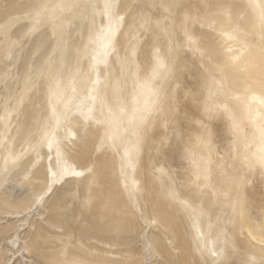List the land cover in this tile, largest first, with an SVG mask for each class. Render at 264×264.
<instances>
[{
	"label": "snow or ice",
	"instance_id": "obj_1",
	"mask_svg": "<svg viewBox=\"0 0 264 264\" xmlns=\"http://www.w3.org/2000/svg\"><path fill=\"white\" fill-rule=\"evenodd\" d=\"M0 19L4 172L47 147L51 192L64 176L84 175L68 161L91 145L118 157L124 175L137 168L158 128L165 133L160 148L170 145L171 130L188 167L187 179L179 170L169 177L167 198L195 220L197 251L210 254L211 264H264V219L250 223L246 248L233 238L237 218L252 219L251 178L258 174L264 183V0H0ZM196 24L216 39L197 35ZM17 27L27 31L17 35ZM36 35L42 39L29 55L24 41ZM145 48L150 56L142 63ZM189 52L198 64L188 60ZM192 108L200 118L195 137L185 141L181 129ZM17 143L26 147L17 152ZM177 183L187 185L188 195L175 190ZM123 185L132 211L159 226L145 216L151 190L129 189L126 179ZM43 200L38 197L28 213ZM26 250L40 257L32 264H175L151 242L109 259L107 252L77 246L75 234L63 228L58 234L41 230ZM14 254L0 249V264H16Z\"/></svg>",
	"mask_w": 264,
	"mask_h": 264
},
{
	"label": "rangeland",
	"instance_id": "obj_2",
	"mask_svg": "<svg viewBox=\"0 0 264 264\" xmlns=\"http://www.w3.org/2000/svg\"><path fill=\"white\" fill-rule=\"evenodd\" d=\"M0 22H3L2 19ZM196 27L200 25L196 24ZM15 31L17 35L22 36L27 31V27H17ZM195 32L197 35L204 33L207 38L216 39L207 27ZM41 39L42 36L36 35L24 41L29 55ZM161 43L165 48L167 47L165 41ZM141 55L146 57L142 63H146L150 49L145 48ZM194 59L198 64V59L189 52L188 60ZM3 63L0 61V69ZM83 66L86 70V60L83 61ZM181 99L183 100L182 93ZM184 111L182 107V119ZM189 116L191 119L183 120L181 129L185 134V141L190 136L195 137L198 127L196 120L200 118V113L192 108ZM164 134L162 127L157 129L155 136L145 147L137 168L128 169L124 175L121 174L118 157H114L111 151L96 152L95 148L89 145L87 151L73 154L68 161L71 169L84 172V175L64 176L62 180L52 185L51 192H48L51 176L48 172L50 162L47 147L41 150L39 156L35 153L27 154L16 167L9 165L7 172L3 171V157L6 153L0 151V249L7 248V239L17 230L21 254L17 255L16 264H32L33 260L40 257L26 250V246L30 248L31 241L41 230L58 234L63 228L68 233L75 234L77 246L83 244L85 248L107 252L109 259L118 258L129 245L140 246L145 242H151L164 251L165 259L175 261V264H204L205 260L211 264L213 258L210 254L201 256L197 251L199 241L193 220L178 204L167 198V191L172 187L170 176H175L179 170L180 175L187 179V173L184 171L187 161L183 159V143L177 141L171 130L167 133L172 137L170 145L159 147ZM96 139L98 142V137ZM22 147L26 145L17 143L16 151L19 152ZM51 163L54 167L55 160ZM93 166L95 171L89 174L87 169ZM157 169H163L167 175L157 172ZM125 179L129 189L134 184H139L151 190L149 202L142 200L141 203H146L145 216L155 218L159 226L141 219L129 207L128 195L123 185ZM253 181L255 182L251 183L250 187L257 183L255 178ZM175 190L180 192L181 196L188 194L186 184L182 187L177 183ZM253 192L252 194L247 192L248 195H252L251 200L248 201L251 221L247 223L244 222L246 219L238 217L233 230L236 243L245 248L250 223L254 225L257 218L264 219L261 215L264 211V188L254 186ZM42 195L44 200L28 213V207ZM205 200L210 199L205 197ZM54 207L61 210L53 212ZM257 207L260 208L259 211ZM203 225L207 233V224L204 222ZM242 230L245 233L243 239ZM234 258L239 261L242 257Z\"/></svg>",
	"mask_w": 264,
	"mask_h": 264
},
{
	"label": "bare ground",
	"instance_id": "obj_3",
	"mask_svg": "<svg viewBox=\"0 0 264 264\" xmlns=\"http://www.w3.org/2000/svg\"><path fill=\"white\" fill-rule=\"evenodd\" d=\"M229 2H232V0H229ZM236 2H243V0H236ZM223 25H221V24H219L218 23V25H217V29L219 30V28L220 27H222ZM201 27H196V25H195V27H194V29L197 31V30H199ZM209 31V30H208ZM167 45V44H166ZM253 53L255 54L256 53V49L255 48H253ZM145 58L146 57H144L143 55H141V57H140V59H141V62H142V60H145ZM188 167V165H187V162H186V168ZM176 174V173H175ZM255 178V180H257V183L255 184V185H252L251 187H250V185H249V187L250 188H247V192L249 193V192H251V194H252V192H253V188H254V186H260V187H262V188H264V183H261V181H260V177H259V175L257 174L255 177H253V178H251L252 180ZM214 182H216L215 180H214ZM255 182V181H254ZM246 192V197H247V201H249V200H251V196L250 195H248V193ZM254 193V192H253ZM186 195V194H185ZM185 195H182V197L183 196H185ZM188 195V194H187ZM205 197L206 198H209V199H211L212 198V193H211V191H209L208 193H206L205 194ZM254 197H252V199H253ZM253 201V200H252ZM251 203V202H250ZM254 203V202H253ZM256 203V202H255ZM250 206H251V204H249ZM253 206V205H252ZM256 207V206H255ZM248 209H249V207H248ZM257 211H259V207H257ZM256 210V209H255ZM249 211V210H248ZM250 212V211H249ZM251 213V212H250ZM246 219V220H245ZM193 220V224H194V226H195V228H196V222H195V220L194 219H192ZM243 220H245L244 222H250L247 218H244ZM205 224H207L206 223V221H205ZM203 226V230H204V225H202ZM19 229V228H18ZM196 235H197V231H196ZM197 238H198V236H197ZM12 241V243L11 244H9L8 243V241ZM7 249H9V250H11V249H15L16 250V252L17 253H20L21 254V246H20V242H19V238L17 237V230H15L14 231V233L7 239ZM15 255V254H14ZM17 255H15V261H16V259H17Z\"/></svg>",
	"mask_w": 264,
	"mask_h": 264
}]
</instances>
